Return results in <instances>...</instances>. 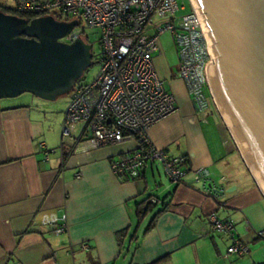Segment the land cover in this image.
<instances>
[{
    "label": "crops",
    "instance_id": "crops-1",
    "mask_svg": "<svg viewBox=\"0 0 264 264\" xmlns=\"http://www.w3.org/2000/svg\"><path fill=\"white\" fill-rule=\"evenodd\" d=\"M161 77L176 110L153 124L147 138L187 160L178 184L158 162L146 164L135 180L111 173L110 159L138 147L134 137L87 151L76 145L61 163L55 151L61 136L57 131L56 142V128L34 100L0 99V264H264L263 193L214 103L208 120L198 121L178 73ZM40 144L54 152L46 158ZM198 168L209 171L205 182L195 180ZM152 198V210L139 219L135 204ZM212 212L233 222L247 255L226 254L231 239L212 229ZM44 215L65 217V232L42 225Z\"/></svg>",
    "mask_w": 264,
    "mask_h": 264
},
{
    "label": "built area",
    "instance_id": "built-area-1",
    "mask_svg": "<svg viewBox=\"0 0 264 264\" xmlns=\"http://www.w3.org/2000/svg\"><path fill=\"white\" fill-rule=\"evenodd\" d=\"M10 10L23 18L52 16L59 21H77L61 39L73 43L81 38L84 22L87 28L100 32L99 70L90 83H78L70 92L61 128V144L67 149L81 145L85 151L120 143L135 136L138 147L109 161L111 173L121 179L135 180L144 166L158 162L165 176L181 183L187 172V160L170 157L147 138L148 129L176 110L174 94L158 74L154 55L159 50L160 36L170 32L178 56V75L194 104L198 121L206 122L211 96L208 67L212 61L211 44L206 28L193 0L189 11L178 0H12ZM48 158L53 149L39 145ZM61 153V148H58ZM63 162L61 155V163ZM76 178L80 173H76ZM196 181H206V168L194 171ZM156 199L152 198V202ZM212 229L231 239L226 254L239 257L249 253L248 245L236 238L234 224L221 220L215 212L207 215ZM41 224L56 234L65 232V217L44 215ZM86 249V245H83ZM72 255V251H68Z\"/></svg>",
    "mask_w": 264,
    "mask_h": 264
},
{
    "label": "water",
    "instance_id": "water-1",
    "mask_svg": "<svg viewBox=\"0 0 264 264\" xmlns=\"http://www.w3.org/2000/svg\"><path fill=\"white\" fill-rule=\"evenodd\" d=\"M193 3L211 44L207 74L214 105L264 197V0ZM77 25L0 11V99L69 95L93 64L91 45L82 38L61 41Z\"/></svg>",
    "mask_w": 264,
    "mask_h": 264
},
{
    "label": "rangeland",
    "instance_id": "rangeland-1",
    "mask_svg": "<svg viewBox=\"0 0 264 264\" xmlns=\"http://www.w3.org/2000/svg\"><path fill=\"white\" fill-rule=\"evenodd\" d=\"M3 3L5 4L4 6L5 8L7 9L13 8L12 0H4ZM182 4H184L186 9L184 11L183 10L177 11L175 14L176 17H180L189 11L188 0H178V5H182ZM79 27H84V33L82 34V38L88 44L91 45L92 62H93L92 66H90L84 71L80 80L81 83H85V82L90 83L93 81L99 70V64L97 63V60L101 56V50H102L100 44V32L97 29L87 28L84 22H81ZM154 63L157 72L160 76H167L169 74L178 73V56L176 53V47L173 42V37L170 32H165L160 36L159 50L154 55ZM10 99L28 100V101L34 100V104L36 106L38 105L37 106L39 108L38 111L42 115V117L45 116L44 118L47 120V123L50 126H54L56 128V136L54 137V139L57 142V135L59 134L58 137L61 136V128L64 120L65 111L70 100V95L65 94L59 96L53 101H48L37 98L31 94L24 93L21 94L20 96ZM215 108L216 107L214 105V109ZM59 145H60V141L55 146L56 149H58L57 147H59Z\"/></svg>",
    "mask_w": 264,
    "mask_h": 264
},
{
    "label": "trees",
    "instance_id": "trees-1",
    "mask_svg": "<svg viewBox=\"0 0 264 264\" xmlns=\"http://www.w3.org/2000/svg\"><path fill=\"white\" fill-rule=\"evenodd\" d=\"M0 11H2V12H4V13H7V14L17 15V16L23 18V15L16 14V13L12 12L10 9L5 8L4 6H0ZM25 19H27L28 21L31 20V18H29V17H26ZM81 38H82V37H81ZM82 39H83V38H82ZM83 40H84V39H83ZM84 41H85V40H84ZM85 42H86V41H85ZM86 43H87V42H86ZM80 79H81V78H80ZM80 79H78V80L76 81V84H78V83L81 82ZM135 138L138 139L136 136H135ZM58 148H61V155H62V159H63V162H64V161L67 159V157L72 153V152H71L72 149H70V148H69V149L65 148L64 146H62L61 142H60V145H59ZM183 158H184V157H183ZM63 162H62V163H63ZM153 205H154V203H153L150 199H145V200H143V201H141V202H137V203L135 204L136 216H137L139 219L143 218L147 213H149V212L152 210ZM163 209H164V208L158 210V211L156 212L155 215H158V213H160ZM153 222H154V217H153V219L149 222V224H148V226H147V230H149V229L153 226ZM126 231H127V230H125V231L122 230V231H119V232L117 233V239H118V241H120L121 243H122L121 239L124 238V236H125L124 233H126ZM160 261H161V260H157V261H155V262H153V263H151V264H158Z\"/></svg>",
    "mask_w": 264,
    "mask_h": 264
}]
</instances>
